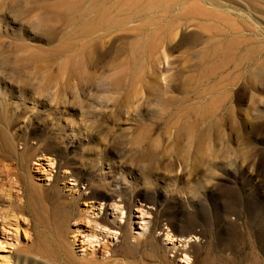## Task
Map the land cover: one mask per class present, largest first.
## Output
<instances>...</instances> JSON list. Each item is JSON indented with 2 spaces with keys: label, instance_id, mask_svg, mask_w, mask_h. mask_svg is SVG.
Returning <instances> with one entry per match:
<instances>
[{
  "label": "rangeland",
  "instance_id": "rangeland-1",
  "mask_svg": "<svg viewBox=\"0 0 264 264\" xmlns=\"http://www.w3.org/2000/svg\"><path fill=\"white\" fill-rule=\"evenodd\" d=\"M3 226L0 264H264V0H0Z\"/></svg>",
  "mask_w": 264,
  "mask_h": 264
},
{
  "label": "bare ground",
  "instance_id": "bare-ground-1",
  "mask_svg": "<svg viewBox=\"0 0 264 264\" xmlns=\"http://www.w3.org/2000/svg\"><path fill=\"white\" fill-rule=\"evenodd\" d=\"M11 229H12L11 226H8V227L3 226L2 227V231L0 230V235L1 234L2 235H6V236L7 235L8 236L9 235H12L13 234V231ZM105 231H106V234H104L105 237H109L110 234H112V233H119V232L115 231L114 229L104 228V230H101L100 234L105 233ZM90 235H92V236H90ZM90 235L89 234L88 235L87 234L86 235H83V237L85 238V241H84V248H82V250H84V251H87L89 249V245H88L89 242L94 241V240L97 239V233L96 234H90ZM8 245L9 244L8 243H5L4 240L3 241L0 240V251H8V250H3V249H5V247H10ZM125 248H126L125 249L126 256H128V257H135L134 256V251L135 250L133 249V247L131 245L126 246ZM71 262L73 263V258L72 257H71Z\"/></svg>",
  "mask_w": 264,
  "mask_h": 264
}]
</instances>
